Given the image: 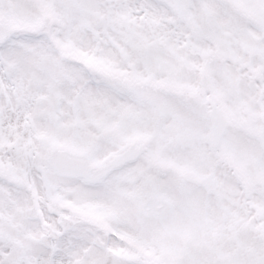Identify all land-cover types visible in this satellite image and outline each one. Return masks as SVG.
I'll return each instance as SVG.
<instances>
[{
    "label": "snow or ice",
    "instance_id": "snow-or-ice-1",
    "mask_svg": "<svg viewBox=\"0 0 264 264\" xmlns=\"http://www.w3.org/2000/svg\"><path fill=\"white\" fill-rule=\"evenodd\" d=\"M0 264H264V0H0Z\"/></svg>",
    "mask_w": 264,
    "mask_h": 264
}]
</instances>
